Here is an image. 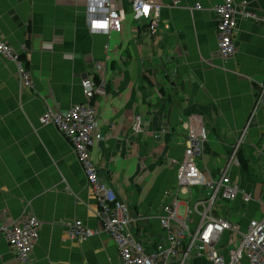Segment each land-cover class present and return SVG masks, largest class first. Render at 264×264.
<instances>
[{
    "label": "crops",
    "instance_id": "crops-1",
    "mask_svg": "<svg viewBox=\"0 0 264 264\" xmlns=\"http://www.w3.org/2000/svg\"><path fill=\"white\" fill-rule=\"evenodd\" d=\"M151 1L162 5L157 31L134 19L128 0H119L123 29L108 32L90 30L87 0H0V37L21 55L34 83L22 88L14 61L0 54V225L30 213L43 222L33 264H121L108 233L86 241L70 237L68 223L77 219L100 228L98 205L70 141L41 122L48 108L89 102L85 79L100 89L91 103L103 139L91 156L103 181L128 204L134 219L129 230L147 252L167 241L159 219L164 206L177 196L183 219L197 203L208 206L202 187L226 168L253 199L245 202L240 194L228 201L218 192L210 215L237 223L243 233L264 215V92L257 106L264 83V0H236L260 19L239 20L237 52L228 60L218 51L213 11L222 0ZM191 120L208 139L197 161L200 178L178 190ZM192 186L201 188L192 193ZM181 194H195L194 207ZM189 218L195 232L201 216ZM225 246L218 245L223 254ZM199 263L210 264L208 257ZM0 264H20L1 232ZM240 264L251 263L244 257Z\"/></svg>",
    "mask_w": 264,
    "mask_h": 264
},
{
    "label": "built area",
    "instance_id": "built-area-1",
    "mask_svg": "<svg viewBox=\"0 0 264 264\" xmlns=\"http://www.w3.org/2000/svg\"><path fill=\"white\" fill-rule=\"evenodd\" d=\"M87 1V12L92 16L89 24L91 31H122L124 10L119 0ZM128 1L134 19L147 20L151 32L157 31L161 23L162 5L151 0ZM250 8L247 2L240 3L236 0H222L213 8L217 22L218 51L224 60L233 58L237 52L236 32L239 20L260 19ZM262 20L264 21V17ZM24 49L27 50L26 47ZM0 54L14 61L20 73V86L34 88L33 77L25 61L2 37ZM82 83L89 102L73 105L67 110L54 111L48 108L41 117L42 124L54 125L70 141L98 205L96 216L101 222L100 228L88 227L81 219L71 221L68 223V231L72 239L86 241L100 232L108 233L117 245L121 264H189L194 249L197 256H202V250L207 249L206 255L210 264H240L244 257L248 258L251 264H264V215L260 219H253L247 231L243 233L237 223L221 217H212L209 213L218 192L228 201L237 199L240 194L245 202L253 199L250 192L241 190L232 180L228 168L219 178L206 181V186L212 190L208 206L204 201L197 203L195 210H188L186 219L176 211L179 203L177 196L170 205L164 206L165 214L159 219L166 230L167 241L157 243L152 251L147 252L143 243L129 230L134 219L128 204L119 198L115 189L103 181L91 156L93 147L103 139L97 109L91 103L93 91L100 93V89L95 87L90 79H85ZM259 92L257 106L262 102L264 83ZM135 128L139 129V126ZM188 128L185 155L177 170L178 190L188 188L200 178L197 161L203 156L208 139L204 127L197 126L193 120L189 121ZM199 204H204L203 211L199 210ZM193 213L201 216L195 232H192L188 225L189 216ZM42 223L34 213H30L22 215L14 222L5 221L0 225V232L7 238L10 250L17 255L20 264H33L34 248L39 241ZM225 232L241 235L240 239L237 238L238 245L235 247H231L230 237L225 246L228 247L227 254H223L218 248Z\"/></svg>",
    "mask_w": 264,
    "mask_h": 264
},
{
    "label": "rangeland",
    "instance_id": "rangeland-1",
    "mask_svg": "<svg viewBox=\"0 0 264 264\" xmlns=\"http://www.w3.org/2000/svg\"><path fill=\"white\" fill-rule=\"evenodd\" d=\"M223 164H226V160L223 161ZM204 187H205V189H204ZM200 188H201V186H192V187H191V192L193 193L195 190L200 189ZM202 188H203V193H204V195H209V196H210V194L212 193V190H211L209 187H206V186H203ZM180 197H181L182 199H186L187 201L191 202V207H194V204H195L196 199H194L193 197L197 198V196H196L195 194H193L192 199H191L190 197H188V195H186V194H181ZM97 229H99V228H97ZM100 233H101V232H100ZM225 233H226V232H225ZM225 233H224V235H225ZM227 242H228V238L226 239V238L223 236L222 239H221V242H220V243H221V244H225V243H227ZM230 243H231V247H235V246L238 245V242H237V241H234L233 239L230 240ZM206 252H207V249H203V250H202L203 255H202V256H197V255H196L197 251H196V249H194V250L192 251V253H191V257H192L191 261L193 260L194 257H199V258H197V261L194 262V264H200L199 261H201V259H204V258L207 259ZM191 261H190V262H191Z\"/></svg>",
    "mask_w": 264,
    "mask_h": 264
}]
</instances>
